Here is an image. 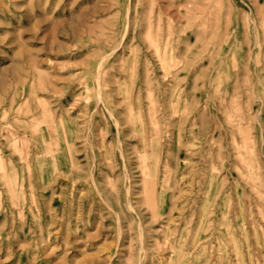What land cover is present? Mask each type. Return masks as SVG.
I'll use <instances>...</instances> for the list:
<instances>
[{
    "label": "rangeland",
    "instance_id": "374dc122",
    "mask_svg": "<svg viewBox=\"0 0 264 264\" xmlns=\"http://www.w3.org/2000/svg\"><path fill=\"white\" fill-rule=\"evenodd\" d=\"M0 264H264V0H0Z\"/></svg>",
    "mask_w": 264,
    "mask_h": 264
}]
</instances>
